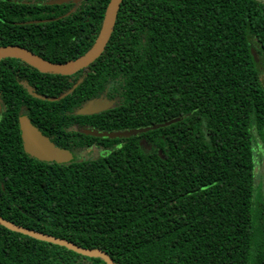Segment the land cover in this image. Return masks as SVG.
Instances as JSON below:
<instances>
[{"label": "trees", "instance_id": "trees-1", "mask_svg": "<svg viewBox=\"0 0 264 264\" xmlns=\"http://www.w3.org/2000/svg\"><path fill=\"white\" fill-rule=\"evenodd\" d=\"M41 2L0 0V46L20 45L64 63L93 45L110 0ZM32 19L49 20L25 23ZM252 48L264 54V0H122L92 72L62 98L30 94L10 71L18 65L30 78H48L35 84L48 97L68 88L52 84L59 75L2 58L0 214L100 248L117 264H264L253 131L264 136V83ZM105 88L111 107L77 113ZM24 110L39 123L73 121L77 137L105 152L87 151L70 163L27 155L18 124ZM174 118L127 137L81 130ZM0 264L108 263L0 225Z\"/></svg>", "mask_w": 264, "mask_h": 264}, {"label": "water", "instance_id": "water-1", "mask_svg": "<svg viewBox=\"0 0 264 264\" xmlns=\"http://www.w3.org/2000/svg\"><path fill=\"white\" fill-rule=\"evenodd\" d=\"M72 1L75 4L78 3L80 0H53L51 3L62 4L64 2ZM122 0H110L107 10L105 12V16L103 19V23L99 34L93 43V45L89 48L87 52L83 55L66 61L64 63L52 62L43 58L42 56L34 53L30 49L20 46V45H2L0 46V60L5 57H15L22 59L26 63L30 64L33 67L38 68L39 70L45 72H58L63 74H69L74 71H77L90 63H92L105 49L107 45L116 22L118 10L120 8ZM73 11L70 10L64 15L60 17L52 18L51 20H56L61 18L65 15L70 14ZM49 19H32L27 20L25 23H36L42 22ZM252 53L257 60V54L254 49H252ZM70 91L65 92L64 94L60 95L57 98H62L67 95ZM113 104L112 101L108 100L107 98H94L88 100L82 107H80L77 111L79 114H93L98 113L102 110H105L111 107ZM178 118H174L171 120H167L163 123H157L154 125L140 127V128H131V129H124V130H115V131H107V130H98V129H88L86 133L99 136V137H108V138H119L124 136H131L141 132H146L151 129L159 128L165 126L173 121H176ZM20 128L22 132V139L24 142V150L29 155L37 158L38 160L42 161H56V162H65L72 158V155L69 151L64 150L54 143H52L46 136H44L29 120V118L25 115L20 117ZM0 225H4L5 227L18 231L37 239L50 241L62 246H66L78 253L89 255V256H99L102 257L108 264H117L110 255L100 249V248H85L82 247L72 241H69L64 238H59L50 234H46L35 229H31L25 227L23 225H18L11 220L4 218L0 214Z\"/></svg>", "mask_w": 264, "mask_h": 264}, {"label": "flooded vegetation", "instance_id": "flooded-vegetation-1", "mask_svg": "<svg viewBox=\"0 0 264 264\" xmlns=\"http://www.w3.org/2000/svg\"><path fill=\"white\" fill-rule=\"evenodd\" d=\"M52 1L53 0H42L41 3L46 4V5H55V4H57V3H51ZM73 3L74 2L69 1V2H64L62 4H68L69 5V4H73ZM62 4H59V5H62ZM72 9L73 8H71L70 10H72ZM257 57H258V59L256 61L258 62L260 73H261V67H262L263 60H264V54H262L260 57L257 55ZM17 66L18 65L15 66L16 69H12L10 71L11 73L14 74V77H15L17 83L22 85L30 94H32L34 96H37L39 98H42V99L48 98L49 100H56V99H58L57 97H59L60 95L64 94L65 92H68V91L72 92L74 90V88L79 83H81L82 80L85 77H87L92 72V69L89 67L90 64L85 66V67H83V68H81V69H79V70H77V71L69 73V74H63V73H58V72H45V71L39 70L38 68L34 67L35 69L39 70L42 73H50V74L59 75V76H56V77L53 78V80L51 81L52 84H61V85L63 84V86L68 87L67 89H65L59 95L54 96V97H48L46 94L38 93L37 92V88L35 87V84H48L50 80L48 78L45 79L44 77H40V76H38L39 78H35V79L34 78H30V77L27 76L28 75L27 71L21 70L20 67H17ZM97 97L98 98H109L111 100V97H109L108 90L106 88ZM87 100L83 102L82 106L84 105V103L87 102ZM4 105L5 104H4L3 93L0 90V118H1L2 113L4 111ZM93 114H95V113H93ZM22 115L27 116L29 118L30 122L44 136H46L52 143H54L56 146H58V147H60V148H62L64 150L69 151L71 153V155H72V158L70 160H68V161H65V162H56V161H45V162L70 163V162L74 161L77 158L84 157V153H86L87 151H91V150L96 149L100 153H104L105 152V150L100 148L98 145H95V144L89 145L86 138L77 137L76 134H75V126H74L73 121H69V123L67 125L62 126V127H58V126L53 125V124L39 123L38 119H36L34 117H31L28 114L27 110L26 111L24 110V111L20 112L19 116H18L19 136H20V141H21V145H22L23 150H24V142H23V139H22V132H21L20 123H19L20 117ZM88 129H93V128L84 126L81 130L84 133H86V130H88ZM26 154L29 155L28 153H26ZM29 156H31V155H29ZM31 157H33V156H31Z\"/></svg>", "mask_w": 264, "mask_h": 264}, {"label": "rangeland", "instance_id": "rangeland-1", "mask_svg": "<svg viewBox=\"0 0 264 264\" xmlns=\"http://www.w3.org/2000/svg\"><path fill=\"white\" fill-rule=\"evenodd\" d=\"M261 78L264 83V60L261 67ZM254 141V160H255V201L258 203L264 200V136L256 128L253 129Z\"/></svg>", "mask_w": 264, "mask_h": 264}]
</instances>
